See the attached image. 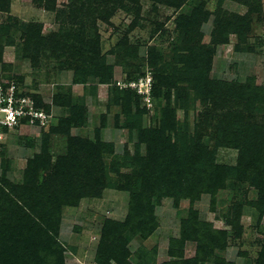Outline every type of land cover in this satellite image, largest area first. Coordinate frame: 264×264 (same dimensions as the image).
Listing matches in <instances>:
<instances>
[{"label": "rangeland", "instance_id": "rangeland-1", "mask_svg": "<svg viewBox=\"0 0 264 264\" xmlns=\"http://www.w3.org/2000/svg\"><path fill=\"white\" fill-rule=\"evenodd\" d=\"M219 2L11 0L9 13L0 12V26L10 28L3 43L13 42L3 46L0 81L13 82L33 103L39 97L49 106L51 125L43 132L49 134L66 110L54 105V97L69 96L82 108L68 134L49 135L42 143L41 132L23 127L2 141L0 154V180L22 185L28 171L37 185L55 179L41 185L55 198L83 193L60 211L63 264H115L98 258L102 229L108 221L123 223L129 217L138 227L142 214L130 207L141 189L151 197L152 210L144 220L154 225L146 237L121 232L129 236V264L195 260L197 242L180 233L191 216L225 234L212 255L197 264H255L264 250V213L255 208L258 202L264 209V169L241 174L262 154L256 151L258 143L244 148L248 138L238 135L244 128H264V0L252 9L235 0H222L218 7ZM202 7L209 16L200 23V46L214 47V23L222 13L245 20L241 34L231 32L214 47L208 72L212 87L229 84L225 90L246 94L245 101H253V90L262 89L263 97L234 124L236 96L224 101L198 95L190 68L189 74L180 72L173 87H162L158 97L151 93L155 71L149 62L184 69L187 58L181 56L187 52L181 49L177 19ZM154 130L162 133L160 158L149 153L141 137V131ZM35 156L40 157L37 165L29 166ZM164 163L180 174L175 190L160 184ZM147 180L153 183L143 187ZM177 239L183 241L171 243Z\"/></svg>", "mask_w": 264, "mask_h": 264}, {"label": "trees", "instance_id": "trees-1", "mask_svg": "<svg viewBox=\"0 0 264 264\" xmlns=\"http://www.w3.org/2000/svg\"><path fill=\"white\" fill-rule=\"evenodd\" d=\"M170 1L172 2L173 0ZM219 1L218 7H220L222 0ZM235 1L244 3L252 9L259 6L260 0ZM10 4L11 0H0V12L9 13ZM71 5L75 11V3ZM208 16L209 13L204 11L202 7L200 10L196 9L193 10V12L191 11L189 16L181 15L177 19V23L181 25L179 32L183 39L181 41L183 43L181 49L187 52V55L181 57L183 59L187 58V62L185 63L184 69L180 70L171 63H165L163 64V67H157V62L151 60L149 64L155 71L151 93L154 97H158L161 94L162 87L167 88L168 85L173 87L175 81L181 76L180 72L184 70L189 74L188 69L190 68L192 70L191 77L196 82L194 87L200 88V91L197 93L198 95H203L204 98L221 96V99H224V101H228L230 98H235L233 96H236V102H234V105L238 111L232 114L234 117V124L238 121L242 112L250 111V107L255 99L263 97L262 89L257 88L256 90H253L251 94L253 101L249 100V102L245 101L249 96L247 97V95L242 94V92H240V95H237L235 93L233 94L231 90L226 91L225 88H227L229 84H225L223 89L212 87L208 72L214 55V47L218 44L224 43L227 39L226 36L231 32L241 34L243 31V27L241 26L245 25V20L244 18L236 17L233 19L222 13L221 19H218L214 23V29L212 32V44L214 47L200 46V23L206 21ZM238 24L241 29H239ZM9 29V26H0V61L2 60L3 46L13 44L9 38L3 43L4 40L7 39L6 34ZM196 50H199V52H196ZM149 53L152 55V51ZM191 57H194V62L188 59ZM204 57L206 59H204ZM33 99L36 107L42 108L45 112H48L49 106L41 104L39 97H34ZM53 102L55 106L62 108L63 110L66 109L64 110L66 113L63 112V115L58 120L56 126H50L49 134L43 131L51 125L52 118L47 126L39 130V132L42 133V143L49 139V135H57L65 132V134H68L69 128L73 124L77 125V121L82 117V108L76 103L73 104L69 96L65 98L64 95H58L53 98ZM166 107L168 115L169 104ZM138 128L140 129V126H138ZM243 130H240L241 132H239L238 135L248 138H244L247 141V143L244 144V148L249 149L251 147L249 143H258L259 147H256V151L262 155L260 159L261 161L258 160L259 158L256 159L257 156L253 157L246 168L242 167L241 174L243 177L249 176L253 171L262 174V170L264 169V133L262 131L264 128L259 131L258 128L253 126L250 128H244ZM141 137L147 141L149 153L153 157L159 156L160 158L164 156L159 150V145L162 140V133L160 130L150 132L141 131ZM4 147V144L0 146V154H2L1 152H3ZM39 158L40 157L35 156L32 161H28L29 166L37 165L40 160ZM71 158L75 160L74 157ZM191 161L193 164L195 163L194 159H191ZM165 165L161 174V178L164 179V181L160 184L162 186L165 185V187H168L170 190H175V186L179 185L176 184V182L180 181V174H176V169L174 171L171 166ZM29 179L28 171H26L22 185L12 184L5 178L0 180V264H63V249L58 240L60 211L63 206H72L76 204L84 195L82 193V196L79 195L76 198L71 195L55 198L50 192L47 193V190L41 191L44 188V186L41 185L47 187V184L50 185L55 183V179L51 180L50 183L47 182L46 184L44 182L41 185H37L38 182H32ZM152 183L153 181L147 180L146 182H143L142 185L143 187H148ZM30 184L33 187H29ZM68 189L74 191V188L72 187H69ZM76 190L77 188L75 187L74 192H76ZM141 190L137 193L136 197L134 196L135 200L131 203L130 207V211L140 212L142 214L138 227L133 226L134 224L130 222L131 220L129 217L123 223L108 221L102 229L97 254L99 259L104 256L106 263H108L107 260L110 259L113 260L115 264H129L127 262L129 251L126 247L128 243L127 237L129 236L124 237L122 235L121 232L124 229H127L131 234L139 232L142 237H146L153 229V220L149 219V221H146L143 217L145 212L150 211L151 213V197L144 194V191ZM255 208H258L261 213H264V209L259 207L258 202L255 204ZM150 218L153 217L150 216ZM197 220L199 219L196 216H191L189 219L182 222V229L180 230L183 238L197 242L195 260L187 259L169 264H197L199 262H205L212 255L211 253L214 247L221 243V237H225L224 232L212 230L211 226L205 225ZM182 241L183 240L180 241V239L171 240V243L174 244ZM169 253L171 255L176 254L172 249ZM178 253L181 258V252L178 251ZM213 264L224 263L223 261L215 260ZM255 264H264V250L259 254Z\"/></svg>", "mask_w": 264, "mask_h": 264}, {"label": "built area", "instance_id": "built-area-1", "mask_svg": "<svg viewBox=\"0 0 264 264\" xmlns=\"http://www.w3.org/2000/svg\"><path fill=\"white\" fill-rule=\"evenodd\" d=\"M51 117L50 113L36 107L13 82L0 81V146L4 139L23 127L39 131L48 125Z\"/></svg>", "mask_w": 264, "mask_h": 264}, {"label": "clouds", "instance_id": "clouds-1", "mask_svg": "<svg viewBox=\"0 0 264 264\" xmlns=\"http://www.w3.org/2000/svg\"><path fill=\"white\" fill-rule=\"evenodd\" d=\"M9 119H12V116L11 115H9V117H8Z\"/></svg>", "mask_w": 264, "mask_h": 264}]
</instances>
